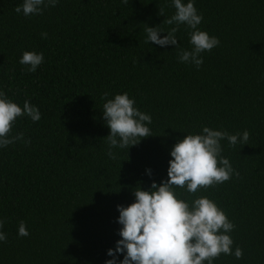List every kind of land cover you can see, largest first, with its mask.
<instances>
[{"label": "trees", "instance_id": "16d2710c", "mask_svg": "<svg viewBox=\"0 0 264 264\" xmlns=\"http://www.w3.org/2000/svg\"><path fill=\"white\" fill-rule=\"evenodd\" d=\"M22 2L0 0V90L21 107L28 99L41 119L14 125L29 145L0 148V264H105L120 239L117 205L132 203L138 185L166 179L172 146L203 126L249 131L242 148L221 141L239 176L194 195L175 191L189 202L207 196L235 224L233 251L240 246L243 258L222 254L213 264H264V0H194L198 28L220 40L199 69L181 63L173 45L144 42L145 24L167 35L172 0H59L30 17L15 12ZM190 31L176 33L186 50ZM24 51L43 53L36 72L19 63ZM104 92H127L152 117L153 136L112 149L115 160ZM21 220L27 237L18 235Z\"/></svg>", "mask_w": 264, "mask_h": 264}, {"label": "clouds", "instance_id": "9594fccd", "mask_svg": "<svg viewBox=\"0 0 264 264\" xmlns=\"http://www.w3.org/2000/svg\"><path fill=\"white\" fill-rule=\"evenodd\" d=\"M59 0H23L15 7L16 13L25 17L43 14L44 9L55 7ZM128 4L129 0H121ZM175 13L163 20L170 25L167 35L160 27L145 24L147 34L145 44L153 42L159 46L173 45L178 49L177 55L181 63L195 65L197 69L203 64L201 53L210 52L220 44L216 36L200 30L198 25L203 20L195 7L194 0L185 4L182 0H172ZM164 8H159L158 15L164 16ZM165 17V16H164ZM180 25H186L189 32L191 50L180 47L176 33ZM47 33H41L47 38ZM43 53L24 51L19 60L27 66L28 72H36L43 63ZM108 92L102 94L103 118L110 133L106 136L107 155L117 159L114 148L129 149L140 143L143 138L153 136L149 125L152 117L135 106L134 98L127 92L115 94L108 99ZM27 116L36 122L41 119L38 107L25 99L23 106L10 99L6 92L0 90V148L23 142L26 146L30 139H24V133L13 134L18 118ZM250 133H229L203 126L199 134H186L172 146L171 159L168 162L167 178L160 183L153 180L148 190L139 185L134 189V201L127 206L117 205L119 216L117 222L120 239L115 248H109L107 255L112 257L105 264H213L223 255H232L236 259L243 258V249L236 246L230 233L235 224L214 200L207 196H199L190 202L181 198L175 189H186L189 194H196L201 189H208L229 181L233 175L239 176L229 159L222 155L221 141L227 140L230 147L241 148L248 144ZM149 177L152 170L146 169ZM6 218H0V241H7V234L2 231ZM29 231L23 220L18 227V235L27 237ZM118 254L123 259L118 260Z\"/></svg>", "mask_w": 264, "mask_h": 264}]
</instances>
